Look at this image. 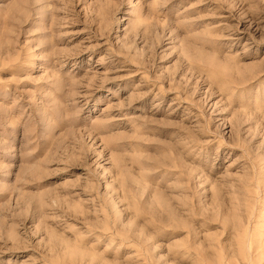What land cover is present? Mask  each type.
I'll list each match as a JSON object with an SVG mask.
<instances>
[{
  "label": "rangeland",
  "instance_id": "1",
  "mask_svg": "<svg viewBox=\"0 0 264 264\" xmlns=\"http://www.w3.org/2000/svg\"><path fill=\"white\" fill-rule=\"evenodd\" d=\"M253 262L264 0H0V264Z\"/></svg>",
  "mask_w": 264,
  "mask_h": 264
},
{
  "label": "bare ground",
  "instance_id": "2",
  "mask_svg": "<svg viewBox=\"0 0 264 264\" xmlns=\"http://www.w3.org/2000/svg\"><path fill=\"white\" fill-rule=\"evenodd\" d=\"M259 249H261V247H260ZM261 250H263V249H261ZM258 252H259V250H258ZM258 252H257V253H258ZM262 252H263V251H262ZM253 263L255 264V262H253Z\"/></svg>",
  "mask_w": 264,
  "mask_h": 264
}]
</instances>
